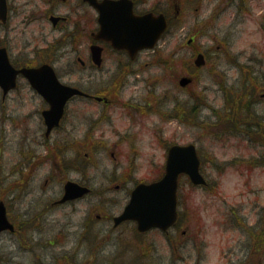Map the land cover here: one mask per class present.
I'll list each match as a JSON object with an SVG mask.
<instances>
[{
    "label": "rangeland",
    "instance_id": "obj_1",
    "mask_svg": "<svg viewBox=\"0 0 264 264\" xmlns=\"http://www.w3.org/2000/svg\"><path fill=\"white\" fill-rule=\"evenodd\" d=\"M168 1L157 0L161 7ZM184 1L178 12L177 8L172 10L173 24L157 47L140 56L139 74L127 79L120 101L107 109L110 119L96 129L102 135L103 128L106 141L93 157L100 160L89 168L93 194L75 204L50 209L49 203L59 199L63 191L65 177H79L74 172L66 174V168L60 185L44 187V179H39L22 191L24 196L9 207L16 215L28 217L22 215V221H16L23 224L17 234L0 235L1 264H83L88 259L91 264H118L121 251L123 264H264V126L250 124L248 118L225 130L197 119L199 102L204 105L199 113L202 119L211 121L209 106L218 110L225 100H234L223 91L235 95L238 90L244 94H238L242 106L250 107V101L256 99L255 112L262 116L258 122L264 123V0ZM190 38L195 41L189 44ZM199 50L210 56L196 72L194 60ZM108 67L96 72L88 84L99 88L108 85L114 77L106 71ZM183 76L192 78L193 83L182 87ZM80 77L72 75L65 81L86 84L85 77L83 81ZM32 96L29 93L24 108L17 110L36 112L29 122L36 132L41 106L30 101ZM148 101L155 111L149 109L146 116L126 105ZM187 105L190 113L182 111ZM69 110L61 134L66 142L73 135L83 155V149H88L79 141L85 134L84 123L90 117L98 119L105 111L102 105L89 108L78 102ZM20 130H13L5 163L16 160ZM174 143L197 144L210 187L195 188L187 178L182 179V228L178 234L176 230L170 233L173 243L158 232L135 242L133 223L118 227L108 241L106 235L114 228L113 222L97 215L119 214L136 182L159 178L167 147ZM112 150L116 159L110 154ZM89 216L92 222L90 218L87 221ZM29 217L34 219L23 220ZM86 221L91 226L84 229ZM182 229L188 231L184 237Z\"/></svg>",
    "mask_w": 264,
    "mask_h": 264
},
{
    "label": "flooded vegetation",
    "instance_id": "obj_2",
    "mask_svg": "<svg viewBox=\"0 0 264 264\" xmlns=\"http://www.w3.org/2000/svg\"><path fill=\"white\" fill-rule=\"evenodd\" d=\"M95 1L98 4H104L105 9L108 11L103 17H101V11L95 5L94 0H7L6 17L4 19L0 18V81L2 82L0 83V188H3L0 189V203H4L8 218L15 225V232L12 234H15L17 231L19 232L23 226V224H18L16 221L21 220L22 215L23 218L28 217V215L21 213L16 215L10 210L9 206L20 196H24L22 191L29 190L39 179L42 181L44 179V187L49 186L51 183L60 185L62 173L65 171L64 168H66V174L70 175L71 172H74L79 174V177L71 179L67 175L64 186L67 182H73L90 188V194H93L92 181L94 179L93 176L88 175L89 168L93 167V163L96 164L100 160L93 157L100 153L99 148L106 141L103 128L101 130L102 135L97 133L96 129L102 125L101 123L104 124L110 119L107 109L118 103L119 96L127 86V79L132 75L139 74L138 63L140 56L144 52H147L141 51L132 57L128 51L116 48L114 40L118 35L117 29L120 31L125 26L123 24L126 20L129 22V27H135L134 22L139 17L148 14H152L155 17L163 14L168 25L173 24L172 10L177 8L176 11L178 12L180 3L183 0H169L168 2L170 3L166 4L165 7H161V2L158 3L157 0ZM188 2H194V0L184 1L185 4ZM201 2H206V0H201ZM104 27L107 30L101 33ZM112 29H114V33ZM95 46L101 49L100 63H96L94 60ZM106 65L109 66L106 69L108 74L114 76L113 79L109 80V84L101 88L96 87L94 84H88L94 78L95 73L103 71ZM50 67L53 69L57 79L67 85L78 88L82 92V94H76L70 98L60 123L51 128H49L46 119V113L52 107L51 103L33 86L31 79L22 72L23 70H40ZM13 70L16 71L15 87L10 86ZM48 71L44 70L42 72L39 77L40 81H45V74ZM72 75L81 76L82 81L85 77L86 84L65 81V77ZM51 86L49 85V87ZM223 92L229 98L230 96H234V100H228V102L225 100L222 107L218 110L214 106H209V109H211V121L205 120L206 117L202 119V114L199 113L200 110H204V105L199 102L200 108L197 106L192 107V109L199 108L198 120L200 117L204 123L221 125L225 130H231L230 125L238 124L241 119L248 118L250 124L264 126L263 122H258L262 116L258 117L254 109L257 105L256 99L253 98L250 101V105L252 106H242L239 99L241 96L244 97L243 93H240L238 90L235 95L227 90ZM29 93L33 95L30 101L41 106L39 110L40 126L36 132L29 124L36 112L23 114L17 110L24 108ZM262 98H264V93L262 94ZM236 99L237 101H235ZM76 102L89 108L102 105L105 111L98 119L90 117L88 123H84L86 126L84 128L85 134L81 136L79 141L80 143H85L88 149H83V155L79 153V142L77 143L73 139V135L68 137L69 141L66 142L67 140L61 134L66 120H69L68 113L70 112V106ZM126 105H128L127 108H133L141 116L149 114V109L155 111V106L153 107L150 101L144 104L139 102L134 105H131V102H127ZM188 107L190 105H187L182 111L185 110L190 113ZM139 109H142L143 112L138 111ZM185 115L186 112L183 114V117ZM169 116L172 115L170 114ZM14 128L18 131L21 129L20 136L22 139L19 142L20 148L17 151L16 160L13 163L12 161L5 163L4 155L7 157L5 153L8 149H11L8 146L14 139ZM73 129H75L74 126ZM262 130L264 134V127ZM174 144L167 147L166 157L168 150ZM63 145H65L64 148ZM110 154L116 159L115 150H112ZM4 171H7L5 177ZM153 181L155 180L136 182L129 192L128 201L132 190L141 182L151 183ZM123 182L121 181L115 187L119 189ZM31 183L32 185L30 186ZM207 187H210V182L201 189H207ZM180 190L181 187H179L178 196ZM63 195L64 187L63 191L60 192L59 199L49 203L50 209L75 204L87 198L86 196L74 201L60 203ZM125 206L117 215H97L100 219L113 222L114 228L106 235L108 241L112 237L111 234L118 227L126 223H133L135 227L132 230V237L135 242H141L142 237L150 232H158L171 245L173 242L170 233L176 230V234H178L179 229L181 230L182 228V226L175 225L167 231L152 229L142 233L138 231L135 222L124 221L117 225L115 218L123 212ZM180 212L179 206V214ZM39 217L41 218L42 216L40 215ZM90 217H88L87 221ZM33 219L29 217L23 220L31 221ZM86 222L84 229L91 226L89 222ZM90 222H92V218H90ZM187 234L188 231L182 229L181 236H186ZM118 235L121 236L120 233ZM123 254L122 251L118 254V264H123L120 260ZM59 263L61 264V261ZM83 264H91V261L89 259L85 260Z\"/></svg>",
    "mask_w": 264,
    "mask_h": 264
},
{
    "label": "water",
    "instance_id": "obj_3",
    "mask_svg": "<svg viewBox=\"0 0 264 264\" xmlns=\"http://www.w3.org/2000/svg\"><path fill=\"white\" fill-rule=\"evenodd\" d=\"M94 3L100 9L101 17H103L108 12L104 4H98L95 0ZM5 15L6 0H0V17H4ZM134 24L136 25L135 27H129V22L126 20L123 24L125 26L120 31L117 29L118 35L114 40L115 47L127 49L132 55L139 50L153 48L167 29V22L163 15L155 17L152 14H148L139 17ZM106 30L107 28L104 27L103 32ZM112 30L114 33V29ZM98 56L99 52L95 50V58L98 59ZM203 63V55H199L196 64L200 66ZM44 70L49 71L45 74V81H40L39 77ZM51 70L50 68H44L22 71L31 79L33 86L52 105L51 110L46 113L49 128L59 124L67 101L73 95L81 93L78 89L61 84ZM12 72L13 77H11L10 86L15 85L16 71L13 70ZM189 81V79L184 78L181 84L185 85ZM0 83L2 82L0 81ZM49 85L52 86L49 87ZM183 173L187 174L196 185L206 183L205 178L200 172V161L196 147L193 144L188 146L175 145L170 149L166 173L163 178L151 184L138 185L133 190L131 200L122 215L115 219L116 224L125 220H134L137 221L138 229L141 232L151 228L167 230L171 227L177 219L178 178ZM65 191L62 202L81 197L88 193L89 189L69 182L65 187ZM13 228V225L7 218L5 206L3 203H0V233L6 230H13Z\"/></svg>",
    "mask_w": 264,
    "mask_h": 264
}]
</instances>
